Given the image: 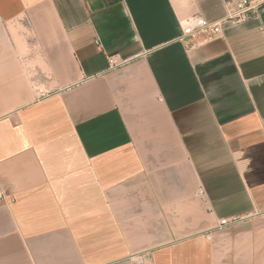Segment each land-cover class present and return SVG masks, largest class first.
Segmentation results:
<instances>
[{"label":"crops","instance_id":"obj_1","mask_svg":"<svg viewBox=\"0 0 264 264\" xmlns=\"http://www.w3.org/2000/svg\"><path fill=\"white\" fill-rule=\"evenodd\" d=\"M225 12L0 0V264H120L124 239H172L148 264H264V11L179 39Z\"/></svg>","mask_w":264,"mask_h":264},{"label":"built area","instance_id":"obj_2","mask_svg":"<svg viewBox=\"0 0 264 264\" xmlns=\"http://www.w3.org/2000/svg\"><path fill=\"white\" fill-rule=\"evenodd\" d=\"M225 9V15L215 21L207 20L202 14H194L183 19L179 39L194 37L198 43L212 41L223 33L226 25H236L252 17H259L264 11V0H225ZM125 63V60H120L116 55L109 56L110 69L122 66ZM239 219L237 217L223 218L219 222V227L229 226ZM101 264H115V262Z\"/></svg>","mask_w":264,"mask_h":264},{"label":"rangeland","instance_id":"obj_3","mask_svg":"<svg viewBox=\"0 0 264 264\" xmlns=\"http://www.w3.org/2000/svg\"><path fill=\"white\" fill-rule=\"evenodd\" d=\"M6 27L10 28L11 31L9 30L6 31ZM7 32L13 35H17L18 33L14 29L13 24L9 23L8 26H6V24L4 25L0 21V33H1L0 37L4 39V37H6ZM7 50L8 48H6L4 44V40L0 41V54L7 53ZM206 219H207V212H206ZM119 241H122L124 243L125 249L129 253L125 255L115 256L114 258L109 259L110 261L119 259L120 264H148V255H149V252L147 251L148 248H150V246H153L154 244H161L167 241H172V239H157L155 240V242L153 241L151 244L148 243V240H139V239H124Z\"/></svg>","mask_w":264,"mask_h":264}]
</instances>
